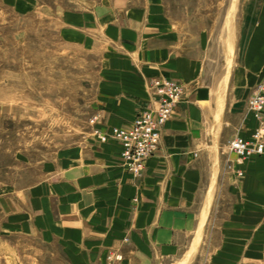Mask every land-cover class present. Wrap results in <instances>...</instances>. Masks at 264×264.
<instances>
[{
	"label": "crops",
	"instance_id": "1",
	"mask_svg": "<svg viewBox=\"0 0 264 264\" xmlns=\"http://www.w3.org/2000/svg\"><path fill=\"white\" fill-rule=\"evenodd\" d=\"M227 7L218 36L166 0L64 8L59 39L95 68L92 130L23 176L14 155L0 175V231L38 237L66 264H196L203 249V264H264V152L242 159L226 148L258 125L247 99L264 76V0ZM158 76L183 95L133 175L111 130L151 107Z\"/></svg>",
	"mask_w": 264,
	"mask_h": 264
},
{
	"label": "rangeland",
	"instance_id": "2",
	"mask_svg": "<svg viewBox=\"0 0 264 264\" xmlns=\"http://www.w3.org/2000/svg\"><path fill=\"white\" fill-rule=\"evenodd\" d=\"M28 1L34 6L31 11L20 10L14 0H0L2 179L5 169H11L14 155L21 157L23 176L29 161L36 170L39 161L85 139L92 130L95 68L85 53L61 42L57 19L64 8L89 5L96 0ZM166 1L176 13L204 23L215 36L222 33L227 5L232 2ZM226 59L231 63V54H226ZM226 148L235 153L229 143ZM205 256L203 249L196 264H203ZM0 264L66 263L56 248L36 236L0 231Z\"/></svg>",
	"mask_w": 264,
	"mask_h": 264
},
{
	"label": "built area",
	"instance_id": "3",
	"mask_svg": "<svg viewBox=\"0 0 264 264\" xmlns=\"http://www.w3.org/2000/svg\"><path fill=\"white\" fill-rule=\"evenodd\" d=\"M150 90L154 98L151 107L140 111L131 127L111 130L112 136L122 143L121 155L133 175L142 171L146 159L158 149L162 128L174 114L184 88L179 81L158 76L151 79ZM247 107L258 123L252 140L234 137L229 142L230 149L242 159L264 152V76L249 95ZM101 138L106 137L101 135Z\"/></svg>",
	"mask_w": 264,
	"mask_h": 264
},
{
	"label": "bare ground",
	"instance_id": "4",
	"mask_svg": "<svg viewBox=\"0 0 264 264\" xmlns=\"http://www.w3.org/2000/svg\"><path fill=\"white\" fill-rule=\"evenodd\" d=\"M236 1H237V0H236ZM234 3H235V1H234ZM231 26H232V25H230V30H232V29H231ZM227 44H228V40H227ZM214 154H215V153H214ZM215 159H216V158H215ZM215 161H216V160H215ZM215 166H216V165H215ZM215 168H216V167H215ZM215 168H214V169H215ZM213 173H215V172H213ZM213 179H214V178H213Z\"/></svg>",
	"mask_w": 264,
	"mask_h": 264
}]
</instances>
